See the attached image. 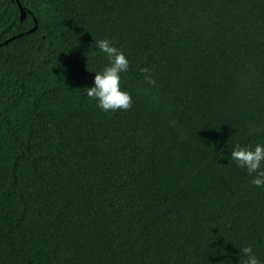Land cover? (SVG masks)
<instances>
[{
    "label": "trees",
    "instance_id": "1",
    "mask_svg": "<svg viewBox=\"0 0 264 264\" xmlns=\"http://www.w3.org/2000/svg\"><path fill=\"white\" fill-rule=\"evenodd\" d=\"M99 39L128 110L86 94ZM257 143L264 0H0V264H264V187L230 155Z\"/></svg>",
    "mask_w": 264,
    "mask_h": 264
},
{
    "label": "clouds",
    "instance_id": "2",
    "mask_svg": "<svg viewBox=\"0 0 264 264\" xmlns=\"http://www.w3.org/2000/svg\"><path fill=\"white\" fill-rule=\"evenodd\" d=\"M94 47L106 57L107 64L101 70L94 72L93 85L85 88L87 96L94 99L97 107L106 113L128 110L132 105V97L122 89L121 77L129 71V60L125 53L108 39L94 40ZM141 71L149 85L155 83L149 69L144 68ZM230 155L237 167L246 170L251 185L257 188L264 187V144L236 145ZM239 256L245 258L243 264H261L252 246L240 248Z\"/></svg>",
    "mask_w": 264,
    "mask_h": 264
},
{
    "label": "water",
    "instance_id": "3",
    "mask_svg": "<svg viewBox=\"0 0 264 264\" xmlns=\"http://www.w3.org/2000/svg\"><path fill=\"white\" fill-rule=\"evenodd\" d=\"M21 7V11H22V19L26 16V13L25 11L23 10L22 6L20 5ZM37 29V27L35 29H33L31 32H34L35 30ZM16 38V37H14ZM14 38H11L10 40H8L7 42H11L12 40H14Z\"/></svg>",
    "mask_w": 264,
    "mask_h": 264
}]
</instances>
